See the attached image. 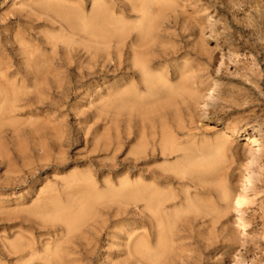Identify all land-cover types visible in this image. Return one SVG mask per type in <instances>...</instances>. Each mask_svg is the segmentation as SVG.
<instances>
[{
	"label": "rangeland",
	"instance_id": "rangeland-1",
	"mask_svg": "<svg viewBox=\"0 0 264 264\" xmlns=\"http://www.w3.org/2000/svg\"><path fill=\"white\" fill-rule=\"evenodd\" d=\"M132 1L0 0V57L11 67L10 75H16L21 84L27 67L35 65L47 76L46 92L51 93L47 91L50 80L57 83L58 92L55 100L48 96L41 109L20 103L8 121L13 122L0 127V264H137L134 242L150 238L151 231L154 236L156 229L151 230L149 220L134 205L122 207L126 211L119 213V204L101 198L90 217L71 234L61 222L42 221L30 211L49 204L53 197H59L64 207L70 199L82 202L90 188L72 182L73 178L89 176L92 189L100 195H106L113 180L135 182V170L129 165L132 152L140 140L160 130V124L181 142L180 153L145 168L157 170L166 163H180L187 149L199 155L202 164L213 143L223 138L219 182L234 198L244 191L249 174L254 177L247 204L239 209L235 201L229 206L218 201L217 193L200 196L188 176L166 185L179 197L177 210L183 209V196L190 191L193 197L216 203L224 214L215 224L210 217L185 214L174 228L165 264H264V0H169L172 7L158 23L155 68L171 86L187 91L159 119L148 110L156 98L149 101L148 113L142 116H118L107 110L104 104L114 93L137 82L125 75L111 73L78 84L77 74L81 67L87 70L93 56L87 50L94 43L47 10L50 3H81L84 15H91L94 5L105 4L114 20L134 25L140 13L132 12ZM28 90L33 91L32 87ZM146 92L144 87L140 90L142 96ZM162 95L157 103L164 104ZM254 127L263 134L254 138L257 146L245 148ZM251 151H255L254 166L249 163ZM120 187L117 183L114 189ZM92 195L88 200L93 206ZM240 221L247 225L244 235L234 230ZM14 242L31 245L25 259H19Z\"/></svg>",
	"mask_w": 264,
	"mask_h": 264
},
{
	"label": "bare ground",
	"instance_id": "bare-ground-1",
	"mask_svg": "<svg viewBox=\"0 0 264 264\" xmlns=\"http://www.w3.org/2000/svg\"><path fill=\"white\" fill-rule=\"evenodd\" d=\"M83 1L87 2V0ZM50 4L47 10H53L68 28L77 32H83L82 34L85 33V35L90 37L94 43V46L91 45V47H87L88 53H92L93 56L87 63L86 71L83 70L85 68H80V71H82L80 74H77L76 79L78 84L84 85L88 83L89 80L98 77L106 78L111 73L125 75V77L127 76L129 79L131 78L137 81L136 83L132 82L120 92L114 93L112 95L113 97H111L112 99L109 98L110 100L104 104L108 111L114 110L118 116L120 114H124V116H126L125 114L131 116L137 114L142 116L149 110L159 119L161 117L160 113L163 110L166 111L169 105L176 100L175 98L182 94L183 91H187V89H183L184 87L182 86H171L168 79L163 74L156 73L157 68H155V63H157L159 57L155 56V49H157V47L155 48L154 46H157V34L159 30H161L159 29L160 26L158 23L163 19V17L161 19L160 17L164 16V11L172 7V3L169 0H133L132 12L139 11L138 13H140V21H137L138 23L136 22L134 25H129L126 22V24H124L119 20L121 18L114 20L112 18L111 10L106 7L105 4L94 5L95 7L92 9L91 15L90 13L89 15H84V12L81 11V3L80 5L76 3L70 5L60 4V6L57 4L56 6H50ZM46 5L47 4H45V6ZM135 30H137V34H134ZM29 53L30 50L28 55ZM166 54L167 53H165V55ZM3 59L5 58L0 57L1 128L3 127V124L5 126L6 122L13 119L20 103L33 105L37 109H41L46 104L48 96H50L52 100H55V96L58 93L56 91L57 83H55L54 80L53 82L50 80V88H47V91L51 89V93L46 92L43 82L47 79V76H43L44 72L42 71L44 70H37V67L35 69L34 64V66L30 64L31 66L29 65L27 67L28 70L25 71V77L24 79L21 78L22 83L20 84L16 75L13 73L10 75L11 67L8 63H5ZM16 71H19V69ZM25 82H27L26 85L24 84ZM29 87H32L33 91L29 92ZM143 87L147 91V94L144 96L140 93V90ZM162 93L164 94L162 96L165 98L164 104L157 103L160 101ZM155 98L156 104H153L152 106L150 105V108L147 110L146 107L150 103L149 101H153ZM15 119L16 118H14V120ZM160 125V130L151 134L150 138L140 140L141 142L136 144L138 146L135 147L132 152L134 158L129 160V165L135 170L133 173V176L136 175L137 178L135 182H130L129 180L124 179L120 181H117L118 179L113 180L107 185L108 189L106 195H100L97 193L98 191L96 189H92L94 188V182L91 181L89 176L85 174L86 176H84L86 178L79 179L78 177V179L75 180L73 174H71L72 177L70 178L73 179L70 180L72 182H83V184L85 183V186L90 188L89 191L82 195L81 199L84 200L82 202L78 200L75 202L70 199L67 206L64 207L61 204L59 197H57L58 199L53 197L49 204H41V206L37 205V207L34 206V209L30 211L31 216L33 215L34 218L37 217L38 219L40 217L43 219L42 221L45 222H61L64 227H66L67 234H71L74 231L76 232L82 223L85 222V219L91 214L95 205L101 198H106V200L108 198L109 204H119L117 206V211H119V213L123 210L126 211L124 208L128 205H134V208L139 210V214L143 218L149 220L151 230L156 229L154 236L151 231L149 233L150 238H140L134 242L136 250L134 253L135 262L137 264H165L172 251V234L174 228L180 221H182L185 214H195L201 219L210 217V222L213 224L217 223L220 217L224 214L223 211L216 207V203L203 200L202 198H199L198 195L197 197H193L190 191H186L183 196L181 205L183 206V209L177 210L176 206L178 205L179 197L176 194H173L172 190L166 188V185L176 181L180 182L188 176L190 177L189 180L193 183L197 193H200V196L206 193L212 195L217 193L218 201L224 202L227 206H229L232 201H235L237 209L247 204L248 192L254 183V177L251 173L248 176V184L244 191L236 197L234 196V198L232 197L230 190L223 186L218 180V177L221 175L218 161L225 150L226 139L223 140L222 138V140L219 139L213 143L214 149L210 154L205 156L204 160L206 162L202 164V159L201 161L198 160L200 156H196V154L193 156L192 151H188L187 149L184 151V159L180 163L172 165H167L166 163V165H161L157 170L148 167L145 168L146 165L149 166L155 160H169L173 155L180 151L178 145L180 147L181 142H178L176 139L177 137L173 136L172 133L170 134L166 129L165 124ZM252 131L253 133L251 136L246 139L244 145L245 148L257 146L254 138L263 134V131L258 127L252 128ZM149 147H151L150 151H148ZM111 149L114 150V146H111ZM254 152L255 151H251L249 160V163L252 166L256 165ZM108 168L110 170L114 169L112 165H109ZM74 177L76 178V176ZM117 183L121 186L120 189L117 188L118 190L114 189V186ZM81 187H83L82 184ZM93 190L95 192L94 194L92 193ZM91 195L96 199V203L93 202V206L92 201L89 202L88 200V197ZM122 207L124 208L122 209ZM169 208L175 210L169 211ZM27 214L29 215V213ZM234 230L236 233L238 232L237 234L244 235L247 231V225L244 221H240L235 224ZM239 231H242V233H239ZM15 242L13 246H10H12L14 251L19 255L20 260L25 259L27 255H29L27 250L31 245H29V243L18 245V243L15 244ZM56 248L58 247L56 246ZM56 251L58 250L56 249Z\"/></svg>",
	"mask_w": 264,
	"mask_h": 264
}]
</instances>
